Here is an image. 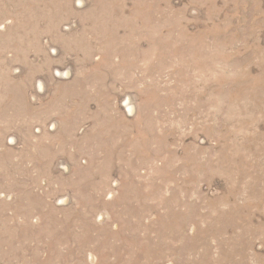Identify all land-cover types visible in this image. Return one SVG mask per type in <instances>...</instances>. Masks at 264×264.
Returning a JSON list of instances; mask_svg holds the SVG:
<instances>
[{
	"label": "rangeland",
	"instance_id": "obj_1",
	"mask_svg": "<svg viewBox=\"0 0 264 264\" xmlns=\"http://www.w3.org/2000/svg\"><path fill=\"white\" fill-rule=\"evenodd\" d=\"M0 264H264V0H0Z\"/></svg>",
	"mask_w": 264,
	"mask_h": 264
}]
</instances>
